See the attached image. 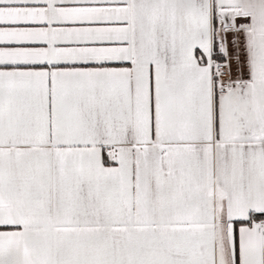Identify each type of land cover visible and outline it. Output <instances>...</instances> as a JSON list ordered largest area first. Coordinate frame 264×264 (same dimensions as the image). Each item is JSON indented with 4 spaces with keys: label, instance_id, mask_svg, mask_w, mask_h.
Wrapping results in <instances>:
<instances>
[{
    "label": "snow or ice",
    "instance_id": "6c2138e0",
    "mask_svg": "<svg viewBox=\"0 0 264 264\" xmlns=\"http://www.w3.org/2000/svg\"><path fill=\"white\" fill-rule=\"evenodd\" d=\"M0 264H264V0H0Z\"/></svg>",
    "mask_w": 264,
    "mask_h": 264
},
{
    "label": "crops",
    "instance_id": "0c3cea01",
    "mask_svg": "<svg viewBox=\"0 0 264 264\" xmlns=\"http://www.w3.org/2000/svg\"><path fill=\"white\" fill-rule=\"evenodd\" d=\"M239 19H241V20H245L246 18H239Z\"/></svg>",
    "mask_w": 264,
    "mask_h": 264
}]
</instances>
